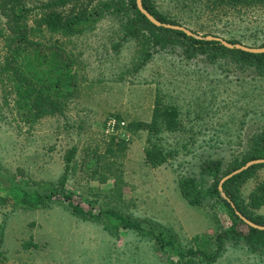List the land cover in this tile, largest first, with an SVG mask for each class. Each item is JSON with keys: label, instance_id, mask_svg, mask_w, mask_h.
<instances>
[{"label": "rangeland", "instance_id": "rangeland-1", "mask_svg": "<svg viewBox=\"0 0 264 264\" xmlns=\"http://www.w3.org/2000/svg\"><path fill=\"white\" fill-rule=\"evenodd\" d=\"M151 2L198 37L264 44V3ZM110 9L83 33L34 36L75 58L80 90L64 111L33 122L18 112L14 83L1 71L6 17L0 11V264H182L188 258L208 264L203 253L216 250L217 236L229 229L234 233L212 264H264V245L249 246L246 223L235 224L223 201L207 194L211 179L199 173L200 159L221 158L225 170L264 137V67L235 54L211 60L166 49L134 70L146 40L123 39L131 4ZM111 116L126 125L107 132ZM151 140L168 154L166 162L147 160ZM195 174L194 191L207 194L202 204L191 203L180 187L181 178ZM252 177L241 188L244 200L264 181V167ZM73 203L95 215L74 213ZM108 210L142 229L122 227ZM256 212L264 216V207ZM189 248L196 253L179 255Z\"/></svg>", "mask_w": 264, "mask_h": 264}, {"label": "trees", "instance_id": "trees-1", "mask_svg": "<svg viewBox=\"0 0 264 264\" xmlns=\"http://www.w3.org/2000/svg\"><path fill=\"white\" fill-rule=\"evenodd\" d=\"M136 1L107 0L102 5L93 0H0V11L6 17V26L4 27L6 57L1 71L6 72L10 80L13 81L18 112L21 115L23 112L27 121L33 122L44 115L64 111L65 105L76 97L80 90L79 76L74 71L75 58L73 59L72 55L66 52L61 45L56 44L55 50L52 51L44 46L45 44L36 41L34 36L44 31L61 35L83 33L94 27L105 14L113 12L111 7L122 12L125 11L126 5L128 7V4H131V13L123 14L125 17L123 39L126 37L139 39L143 36L146 40V47L141 52L134 70H138L144 65L155 52L166 49L179 50L181 56L186 58L205 54L211 60L222 55L235 54L245 63L255 64L259 68L264 67V53L228 48L217 40L206 39L208 34L202 38H196L182 30L158 26L138 8ZM226 3L232 6L252 5L264 3V0H226ZM143 6L162 23L183 26L159 11L151 0H143ZM228 41L241 43L238 40ZM138 125L142 126L144 123H138ZM167 155L157 142L150 141V149H147L146 157L151 164L159 165L166 162ZM258 158L264 159L263 136L258 138V142L256 141L255 146L246 156L241 159L235 158L225 170L221 158L209 156L199 160V173L208 176L212 181L207 188L209 192L207 194H215L223 201L236 225L245 224L244 220L236 213L239 211L254 223L264 226V216L256 212L264 206V182L258 183L246 200L241 198L243 184L256 174L258 168L264 166V162L222 180L248 161ZM197 179L198 176L195 174L181 178L179 182L184 196L191 203L202 204L207 194L198 190L194 191L199 183ZM62 182L64 183V179ZM220 184L222 189H220ZM222 193L225 196H222ZM53 195L56 193L38 195L37 199L42 202L52 199ZM72 207L76 214L95 215L92 210H87L80 204L73 203ZM108 212L119 219L122 227L142 229L141 223L137 220L114 210H108ZM245 225L248 227V231L243 233L244 239L253 250L259 249L261 245H264V229ZM232 233H234L232 229L220 233L216 240V250L210 254L203 253L210 261L208 264H212V261L216 259L218 253L224 248L226 237ZM159 240L165 242L163 238H159ZM192 253H196L192 248L186 252L179 251V255L182 256ZM180 263L195 264L193 258H188Z\"/></svg>", "mask_w": 264, "mask_h": 264}, {"label": "water", "instance_id": "water-1", "mask_svg": "<svg viewBox=\"0 0 264 264\" xmlns=\"http://www.w3.org/2000/svg\"><path fill=\"white\" fill-rule=\"evenodd\" d=\"M136 2H137L138 8L154 24H156L158 26L159 25H162V26H165V27L182 30V31L186 32L189 35L195 36L196 38H202L203 37V36H200V37L196 36L195 33L192 30H190L189 28H187L185 26L162 23L157 18H155L153 16V14H151L148 10H146L144 8V6H143V0H137ZM206 39H209V40H217V41L221 42L223 45H225L228 48H237V49H240V50H243V51H247V52H252V53H264V46H262V47H252V46H247V45L242 44V43H239V42L238 43H232V42H229L227 39H225L223 37H220V36H217V35H212V34H208L206 36ZM263 162H264V159L263 158H258V159L250 160L247 163H245L243 166H241L240 168L236 169L235 171L231 172L229 175L225 176L222 181H224L225 179H227L229 177H232L235 174L241 173L242 171L250 168L253 165L261 164ZM220 189H222L221 184H220ZM236 213L240 216L241 219L244 220V222L246 224H248L250 226H253V227H256V228L264 229V226L254 223L250 219H248L245 216H243L239 211H236Z\"/></svg>", "mask_w": 264, "mask_h": 264}, {"label": "built area", "instance_id": "built-area-1", "mask_svg": "<svg viewBox=\"0 0 264 264\" xmlns=\"http://www.w3.org/2000/svg\"><path fill=\"white\" fill-rule=\"evenodd\" d=\"M125 125L126 122L124 120H121L116 116H111L107 121V132H114L119 128H123Z\"/></svg>", "mask_w": 264, "mask_h": 264}, {"label": "crops", "instance_id": "crops-1", "mask_svg": "<svg viewBox=\"0 0 264 264\" xmlns=\"http://www.w3.org/2000/svg\"><path fill=\"white\" fill-rule=\"evenodd\" d=\"M101 56H102V55H101ZM104 60H105V59L100 58V59H98V60H95V62L97 61V62L102 63ZM263 167H264V166H261L260 168H258L257 172H258L261 168H263ZM257 172H256V173H257ZM255 175H256V174H255ZM251 178H253V177H251ZM262 182H264V181H261V183H262ZM258 183H259V182H258ZM258 183H257V184H258ZM257 184H256V185H257ZM256 185L254 186V188L256 187ZM254 188H253V189H254ZM253 189H252V190H253ZM252 190H251V191H252ZM251 191H250V192H251ZM250 192H249V194H250ZM249 194H248V195H249ZM263 207H264V206H263ZM261 208H262V207H261Z\"/></svg>", "mask_w": 264, "mask_h": 264}]
</instances>
